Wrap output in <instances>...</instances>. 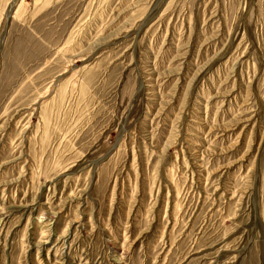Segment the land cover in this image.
<instances>
[{"label":"rangeland","instance_id":"374dc122","mask_svg":"<svg viewBox=\"0 0 264 264\" xmlns=\"http://www.w3.org/2000/svg\"><path fill=\"white\" fill-rule=\"evenodd\" d=\"M0 264H264V0H0Z\"/></svg>","mask_w":264,"mask_h":264}]
</instances>
